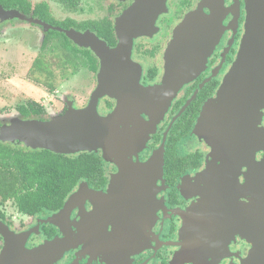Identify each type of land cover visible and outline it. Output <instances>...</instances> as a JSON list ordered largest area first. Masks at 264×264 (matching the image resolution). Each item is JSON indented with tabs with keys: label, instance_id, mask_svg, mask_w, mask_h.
Here are the masks:
<instances>
[{
	"label": "flooded vegetation",
	"instance_id": "obj_1",
	"mask_svg": "<svg viewBox=\"0 0 264 264\" xmlns=\"http://www.w3.org/2000/svg\"><path fill=\"white\" fill-rule=\"evenodd\" d=\"M50 2L65 7L68 16L54 19ZM27 3L29 15L44 4L51 19L62 24L58 28L90 32L109 50L98 56L90 48L57 38L56 53L59 46L69 49L65 68L71 87L53 105L51 115L61 116L68 108L84 110L101 74L111 88L98 99L97 114L105 119L116 113L112 126L127 130L116 145L85 152L100 160L101 179L97 185L82 181L88 189L79 194L68 215L57 218L64 219L61 228L40 222L59 210L24 216L30 223L20 232L38 225L26 247L62 237L65 231L72 245L56 264H259L251 263L249 233L239 228L242 219L250 218L249 198L243 196L236 205L228 193L236 177L238 186L245 184L250 148L246 152L234 145L213 148L209 138L195 136L193 130L204 106L216 99L231 71L251 17L264 13V0ZM180 27L181 40L174 51ZM97 30L109 31V39ZM127 31L144 34L131 38L129 47L123 49ZM49 32L44 33L40 49ZM171 71L188 80L181 85L176 80L168 83ZM139 86L150 92L135 99L141 103L130 104L127 95ZM51 115L36 120L47 121ZM260 117L255 135L264 134V109ZM170 124L162 167L150 168ZM173 129L176 132L171 135ZM245 132L250 138V131ZM263 157V151L255 154L256 161Z\"/></svg>",
	"mask_w": 264,
	"mask_h": 264
},
{
	"label": "water",
	"instance_id": "obj_2",
	"mask_svg": "<svg viewBox=\"0 0 264 264\" xmlns=\"http://www.w3.org/2000/svg\"><path fill=\"white\" fill-rule=\"evenodd\" d=\"M264 11V7H262ZM12 20L26 21L41 27L43 32L48 31L63 34L65 38L79 47L90 48L98 56L109 52L105 43L90 32L79 33L74 30H64L38 19L28 18L17 10H4L0 5V24ZM175 33L172 50L179 47L181 30ZM123 40V49L129 47L131 38L140 36L144 32L127 31ZM171 50V52H172ZM174 54L173 52L171 53ZM188 77H181L173 71L168 75V83L176 80L181 85ZM108 79L98 76V86L93 93L90 104L82 111L69 109L61 116H55L47 121L36 119H15L9 125L0 127V142L24 144L32 150H45L57 155H76L85 152H96L104 146L118 143L120 137H124L127 128H119L113 125L116 113L109 118H101L96 111L99 98L106 94ZM166 91V84L163 88ZM127 97L130 104L141 103L136 98H142L150 91L140 86L132 89ZM158 91V90H156ZM115 97V95H113ZM182 108L179 115L184 111ZM264 109V13L251 17L247 24L245 35L242 39L235 62L229 74L221 84L216 99L207 103L200 118L194 127L193 133L204 136L210 140L214 148H230L248 151L250 148V162L248 172L245 175V184L237 185L238 180L231 181L228 190L229 195L235 200V204L241 203L240 199L249 198L247 210L249 219H242L239 228L242 232L249 233L252 243L251 263L264 264V157L256 161L255 154L264 152V134L255 135L256 122H260L261 110ZM170 126L163 134L161 147L156 150L150 160V168L162 167L164 141ZM148 129V127H147ZM151 130L153 127L151 126ZM250 131V138L246 132ZM129 133V132H128ZM212 137H218L214 140ZM261 147V149H259ZM248 158V156H247ZM149 167V165L147 166ZM235 177V175H234ZM234 185V186H233ZM87 185L82 182L77 191L71 193L65 200L62 208L50 218L41 220L43 224L61 228L64 219L70 210L77 205L80 193L87 190ZM38 232V225L24 232L15 233L9 226L0 220V264H56L57 261L69 250L72 239L69 233L63 231L62 237L45 241L43 244L28 249V239Z\"/></svg>",
	"mask_w": 264,
	"mask_h": 264
},
{
	"label": "trees",
	"instance_id": "obj_3",
	"mask_svg": "<svg viewBox=\"0 0 264 264\" xmlns=\"http://www.w3.org/2000/svg\"><path fill=\"white\" fill-rule=\"evenodd\" d=\"M65 1V0H61ZM4 10H17L21 14L41 20L51 26L62 27L54 22L47 12L46 5L36 6L33 15L27 0H0ZM64 28V27H63ZM98 35L108 38L109 31L97 30ZM60 33L49 32L43 47ZM109 39V38H108ZM45 75L49 80L53 74L42 58L38 57L29 72ZM46 85L52 90V84ZM23 119L40 118L45 115L44 108L35 101H28L16 107ZM176 129L171 131L174 135ZM100 160L86 153L74 156L53 154L45 150H29L0 143V220L6 221L1 208L11 201L22 216L47 215L60 210L66 198L77 185L86 181L97 185L101 179Z\"/></svg>",
	"mask_w": 264,
	"mask_h": 264
},
{
	"label": "rangeland",
	"instance_id": "obj_4",
	"mask_svg": "<svg viewBox=\"0 0 264 264\" xmlns=\"http://www.w3.org/2000/svg\"><path fill=\"white\" fill-rule=\"evenodd\" d=\"M30 1L35 4L44 0ZM49 10L54 15V19L58 21L68 16L65 7L57 3L50 2ZM43 35L41 27L20 20L9 21L0 29V127L9 125L12 120L22 119L17 114L16 107L30 100L44 108L45 115L43 116L47 118V113L50 115L53 113V105L59 101V97H62L71 87V81L67 77L65 68L68 61V47L59 46L58 53H56L57 38L63 39L60 36H52L54 38L40 49ZM35 57L42 58L52 72L53 79H50L52 90L46 86L50 84V80L45 75L29 72ZM52 117L55 116L51 115L49 119ZM2 144L32 150L18 141L15 143L2 142ZM1 210L6 218V221H1L15 233H21L20 230L30 223L29 219H24V216L17 212L11 201L7 202Z\"/></svg>",
	"mask_w": 264,
	"mask_h": 264
}]
</instances>
